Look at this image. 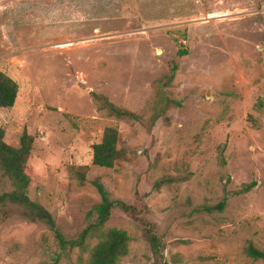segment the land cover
I'll use <instances>...</instances> for the list:
<instances>
[{
	"label": "rangeland",
	"instance_id": "rangeland-1",
	"mask_svg": "<svg viewBox=\"0 0 264 264\" xmlns=\"http://www.w3.org/2000/svg\"><path fill=\"white\" fill-rule=\"evenodd\" d=\"M0 72L18 88L0 110L4 141L32 138L27 195L66 240L95 222L97 181L145 207L162 263L264 264L245 253L264 251V0H0ZM106 128L122 152L111 169L92 164ZM13 213L0 214V264H78L98 243L62 252ZM104 228L129 237L119 264H157L129 215L114 208Z\"/></svg>",
	"mask_w": 264,
	"mask_h": 264
},
{
	"label": "trees",
	"instance_id": "trees-1",
	"mask_svg": "<svg viewBox=\"0 0 264 264\" xmlns=\"http://www.w3.org/2000/svg\"><path fill=\"white\" fill-rule=\"evenodd\" d=\"M187 55L186 51H179L178 56ZM176 66L172 67V74L169 80L173 79ZM16 83L0 72V110L9 109L14 106L17 98ZM97 103L99 110L104 111L110 117L117 120H138V117L126 110L115 107L108 100L99 95H92ZM158 116L153 117L155 122ZM118 132L113 128H106L103 131L99 143L92 146V164L94 166L111 169L116 162L121 160L122 152L117 148ZM32 149V138L23 134L17 147L8 145L4 141V131L0 127V177L9 182L10 190L0 194V214L7 216L14 212L21 218L30 222H39L49 229L53 234L58 248L62 251H71L78 249L87 250V240L96 238L98 243L90 249L87 261H80L78 264H119L120 260L128 254L129 237L124 231L111 228L105 229L111 212L118 208L121 212L129 215L131 219L143 227V238L148 244L149 250L157 264H167L163 262L164 244L155 233V225L143 217L146 209L144 206L139 208L127 205L121 201L110 199L108 192L103 185L95 181L93 186L100 196V203L95 207L96 220L84 229L76 240H66L56 227V223L51 214L41 205L31 201L27 195L29 186V177L26 174V165ZM85 169V168H84ZM81 181H84L81 174L78 175ZM254 184L244 188V191L250 190ZM225 202L219 203L213 209L222 211ZM246 255L255 260L264 261V251L249 245L245 250Z\"/></svg>",
	"mask_w": 264,
	"mask_h": 264
},
{
	"label": "water",
	"instance_id": "water-1",
	"mask_svg": "<svg viewBox=\"0 0 264 264\" xmlns=\"http://www.w3.org/2000/svg\"><path fill=\"white\" fill-rule=\"evenodd\" d=\"M159 54V53H158Z\"/></svg>",
	"mask_w": 264,
	"mask_h": 264
}]
</instances>
